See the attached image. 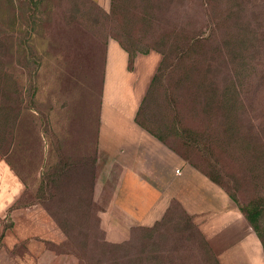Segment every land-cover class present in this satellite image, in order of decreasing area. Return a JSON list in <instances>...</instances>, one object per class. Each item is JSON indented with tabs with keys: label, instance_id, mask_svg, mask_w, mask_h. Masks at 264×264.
Segmentation results:
<instances>
[{
	"label": "rangeland",
	"instance_id": "374dc122",
	"mask_svg": "<svg viewBox=\"0 0 264 264\" xmlns=\"http://www.w3.org/2000/svg\"><path fill=\"white\" fill-rule=\"evenodd\" d=\"M207 3L0 0V162L24 184L0 217V264H29L27 247L4 238L34 206L60 234L35 264H254L220 257L226 243L235 251L236 231L213 243L206 229L235 211L264 247V82L224 30L209 35ZM112 45L128 53L132 75L157 57L148 88L137 76L134 124L141 142L147 131L177 149L180 169L171 187L150 183L171 197L152 221L110 214L115 230L105 216L117 183L98 181L107 169L95 157Z\"/></svg>",
	"mask_w": 264,
	"mask_h": 264
},
{
	"label": "crops",
	"instance_id": "0c3cea01",
	"mask_svg": "<svg viewBox=\"0 0 264 264\" xmlns=\"http://www.w3.org/2000/svg\"><path fill=\"white\" fill-rule=\"evenodd\" d=\"M157 60L155 55L140 60L136 67L140 66L142 71L137 72L136 69L132 75L128 53L119 45H112L109 49L102 124L95 157L97 165L107 169L105 177L99 178L98 181L117 183L107 186L113 191L111 209H108L105 216L110 230L116 229V226L112 225L114 221L110 214L121 215L129 224L140 225L152 221L156 207H164L171 197L165 188L159 191L150 183H167L168 188L180 174L177 149H173L171 144L152 140L147 131V135H143L145 140L141 142L139 127L134 124L138 113L136 97L139 88L143 87L140 81L137 82V76L142 73L148 88V81L154 76ZM112 167H115L114 170ZM11 169L6 163L0 162L1 218L24 192L23 182ZM28 209H21L22 212L13 229L6 234L4 243L9 246H26L24 254L27 261L29 264H35L37 257L40 262L39 257H45L49 253L44 242L60 234L44 209L39 206ZM232 230L237 232L239 239L238 243H235L236 249L228 250L226 243L225 251L219 253L220 257H257L254 264H264V247L260 244L258 236L243 223V219L235 211L218 218L206 229V234L214 243L213 239L226 238L227 233ZM260 257H263V260Z\"/></svg>",
	"mask_w": 264,
	"mask_h": 264
},
{
	"label": "trees",
	"instance_id": "16d2710c",
	"mask_svg": "<svg viewBox=\"0 0 264 264\" xmlns=\"http://www.w3.org/2000/svg\"><path fill=\"white\" fill-rule=\"evenodd\" d=\"M207 2L211 31L209 35L213 37L224 30L221 34L223 42L232 40L241 50L248 51L254 62L256 80L258 83L264 82V0H207ZM231 27L237 29L236 40ZM199 41L200 39H197L196 44L200 43ZM212 179L219 182L216 178ZM258 216L256 213L254 218H249L250 222L255 224ZM138 264H143L142 260Z\"/></svg>",
	"mask_w": 264,
	"mask_h": 264
}]
</instances>
